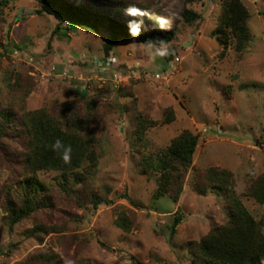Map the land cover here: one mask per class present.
<instances>
[{"label":"rangeland","instance_id":"374dc122","mask_svg":"<svg viewBox=\"0 0 264 264\" xmlns=\"http://www.w3.org/2000/svg\"><path fill=\"white\" fill-rule=\"evenodd\" d=\"M63 1L173 37L162 46L119 38L107 52L110 33L60 23L35 0H11L0 10V115L75 120L98 157L74 194L62 190L58 173H39L47 206L11 226L5 210L10 202L21 206L19 186L28 176L13 152L28 140L16 123L15 133L3 124L0 264H195L188 246L228 221V193L193 189L208 169L232 175L234 196L264 233V204L247 195L264 177V0H240L250 33L241 52L233 43L224 50L218 40L222 0L188 6L200 15L193 23L182 18L185 0H97L103 8ZM184 131L198 143L173 203L154 196L156 164ZM175 213L182 220L171 237ZM119 216L128 231L116 225Z\"/></svg>","mask_w":264,"mask_h":264},{"label":"trees","instance_id":"16d2710c","mask_svg":"<svg viewBox=\"0 0 264 264\" xmlns=\"http://www.w3.org/2000/svg\"><path fill=\"white\" fill-rule=\"evenodd\" d=\"M10 1L0 0V10H3ZM35 1L41 12L53 16L60 23L72 24L89 32L104 30L110 33L111 39L106 46L107 52L112 49L119 38L146 45L162 46L169 43L173 37L172 33L158 35L125 26L97 13L69 6L63 0ZM87 1L103 8L97 0ZM196 1L198 0H185L182 14L184 22L193 23L200 19V15L188 8ZM122 5L125 4L117 3L114 6L120 8ZM248 17V12L240 0H222L216 32L224 50L231 43L236 51L241 52L244 49L250 40L247 27ZM168 56L169 52L165 54V57ZM0 117L2 119L0 134L5 133L4 125L6 128H11V132H17V128H12L16 123L17 127H21L19 133L23 134L25 131L28 140L26 146L21 145L22 151L13 152L28 175L23 180V184L19 186L22 195L21 206L16 207L10 202L5 210L7 219L13 226L23 218H27L33 211L38 210L39 207L47 206V199L39 197L40 194H46V189L38 178L39 173H58L61 177L58 184L62 190L67 194H74L76 188L80 187L92 174L98 157L93 149V140L89 135L82 134V127L81 129L75 127V120L71 125L66 123L63 125L62 121L54 120L43 112H30L21 118H16L9 111H5ZM80 123H82L81 120L78 124ZM56 139L71 146L70 161L65 162L61 153L52 151L51 145ZM197 143V135L184 131L172 139L169 146L160 154L156 164L159 172L154 192L156 198L168 196L173 203L178 201L183 189L184 178L191 168ZM195 182L193 189L199 195L206 194L208 189L226 192L230 195L228 221L222 226L212 228L203 239L188 246L195 264H263V225L256 222L240 200L234 196L232 175L225 170L208 169L198 176ZM247 195L257 203L264 204V177L257 178L251 183L247 189ZM100 202L94 200L92 204L97 206ZM181 220L177 213L173 215L170 226L171 237ZM116 225L125 231L129 230L126 218L119 216Z\"/></svg>","mask_w":264,"mask_h":264},{"label":"clouds","instance_id":"9594fccd","mask_svg":"<svg viewBox=\"0 0 264 264\" xmlns=\"http://www.w3.org/2000/svg\"><path fill=\"white\" fill-rule=\"evenodd\" d=\"M133 11H137V10L133 9ZM163 23L164 21L161 20L160 24L162 25ZM51 149L54 152L61 153L62 159L65 162L70 161L71 153H72V148L70 145H65L60 139H56L55 142L51 145Z\"/></svg>","mask_w":264,"mask_h":264}]
</instances>
